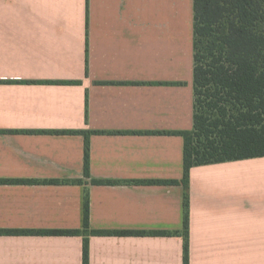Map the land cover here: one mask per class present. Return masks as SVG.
I'll return each mask as SVG.
<instances>
[{"label":"crops","instance_id":"1","mask_svg":"<svg viewBox=\"0 0 264 264\" xmlns=\"http://www.w3.org/2000/svg\"><path fill=\"white\" fill-rule=\"evenodd\" d=\"M193 79L194 0H0V264H83L65 230L180 232L89 264H183L186 230L189 264H264V157L186 178Z\"/></svg>","mask_w":264,"mask_h":264},{"label":"trees","instance_id":"2","mask_svg":"<svg viewBox=\"0 0 264 264\" xmlns=\"http://www.w3.org/2000/svg\"><path fill=\"white\" fill-rule=\"evenodd\" d=\"M193 87L194 122L186 133V178L193 166L264 157V0H194ZM85 168L88 169L87 147ZM24 233L27 232L0 230V234ZM41 233L83 235V264H89V235L180 232ZM181 234L183 264H189V232Z\"/></svg>","mask_w":264,"mask_h":264}]
</instances>
